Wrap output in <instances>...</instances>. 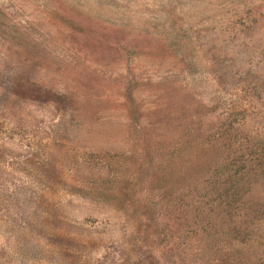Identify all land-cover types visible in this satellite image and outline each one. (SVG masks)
<instances>
[{"label":"rangeland","instance_id":"374dc122","mask_svg":"<svg viewBox=\"0 0 264 264\" xmlns=\"http://www.w3.org/2000/svg\"><path fill=\"white\" fill-rule=\"evenodd\" d=\"M262 38L264 0H0V264L223 259L158 177Z\"/></svg>","mask_w":264,"mask_h":264},{"label":"trees","instance_id":"16d2710c","mask_svg":"<svg viewBox=\"0 0 264 264\" xmlns=\"http://www.w3.org/2000/svg\"><path fill=\"white\" fill-rule=\"evenodd\" d=\"M247 50L238 83L219 80L210 98L211 131L201 138L190 132L161 163L158 177L162 198L172 195L167 202L184 220L178 225L185 243L201 235L209 251L225 255L207 260L208 249L200 245L193 255H201L202 264H264V38ZM5 182L0 198L7 200L12 195ZM120 192L98 194L114 200Z\"/></svg>","mask_w":264,"mask_h":264}]
</instances>
